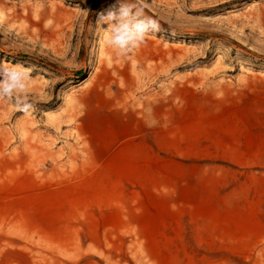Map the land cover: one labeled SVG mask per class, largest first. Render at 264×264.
Listing matches in <instances>:
<instances>
[{"label": "rangeland", "instance_id": "374dc122", "mask_svg": "<svg viewBox=\"0 0 264 264\" xmlns=\"http://www.w3.org/2000/svg\"><path fill=\"white\" fill-rule=\"evenodd\" d=\"M0 264H264V0H0Z\"/></svg>", "mask_w": 264, "mask_h": 264}, {"label": "clouds", "instance_id": "9594fccd", "mask_svg": "<svg viewBox=\"0 0 264 264\" xmlns=\"http://www.w3.org/2000/svg\"><path fill=\"white\" fill-rule=\"evenodd\" d=\"M109 15H112V14L110 13ZM149 23H154V22H152V21H149Z\"/></svg>", "mask_w": 264, "mask_h": 264}, {"label": "trees", "instance_id": "16d2710c", "mask_svg": "<svg viewBox=\"0 0 264 264\" xmlns=\"http://www.w3.org/2000/svg\"><path fill=\"white\" fill-rule=\"evenodd\" d=\"M81 74V73H80ZM79 73L77 75H80Z\"/></svg>", "mask_w": 264, "mask_h": 264}]
</instances>
